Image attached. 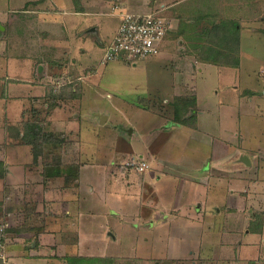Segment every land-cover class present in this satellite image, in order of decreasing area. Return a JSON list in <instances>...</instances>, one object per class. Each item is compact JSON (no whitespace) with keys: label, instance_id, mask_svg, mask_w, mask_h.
Here are the masks:
<instances>
[{"label":"rangeland","instance_id":"obj_1","mask_svg":"<svg viewBox=\"0 0 264 264\" xmlns=\"http://www.w3.org/2000/svg\"><path fill=\"white\" fill-rule=\"evenodd\" d=\"M43 1L38 0L40 3L35 5L33 2L37 0H0V93L7 88L6 82H11L8 97L23 95L28 87L24 86L22 78L28 72L35 76V70H39L48 83L43 93L44 101L38 107L35 104L27 106L22 114V122L40 124L42 131L47 132L40 143L32 146L38 157L46 154L50 158L58 153L59 158L63 153L61 148L52 154L48 145L56 148L64 147L68 142L75 144L78 136L68 135L66 131L70 122L80 121L81 133L88 138L87 150L92 153L97 154L104 142L114 143L117 137L114 155L117 149L118 153L130 148L137 153L134 158L123 159L122 165L128 172L133 170L127 163L144 160L138 153L146 157L148 145L154 148L155 158L173 160L170 164L177 162L198 172L200 164L206 162L229 172V195L216 193L214 199L210 198L206 180L203 182L199 178L193 182L187 180L182 195L180 204L192 211L197 212L199 204L206 206L208 212L219 205L224 207L222 213H207L206 219L200 214L202 222L198 233L210 239L205 238V242H144L139 240L146 232L141 229L143 224L139 226L131 220H139V217L131 215L117 223L122 225L119 233L116 229L121 235L117 242L112 240L117 228L114 225L116 216L111 215L114 213L112 207L129 206L134 213L137 212L136 200L124 199L126 190L117 197L115 194L120 192L112 185L115 180H106L101 165L84 169L83 182L101 187L97 190L99 193L95 192L96 210L105 212L104 219L111 225L112 239L102 242L88 234L89 242L84 245H89V255L76 264H264L255 244L249 246L250 243L243 242L241 246L243 238L255 239L260 237L259 233H264V198L259 204L260 198L259 203H255L254 197L246 196L248 188L253 191L259 184L253 179L264 178V0H259L260 4L257 0H56L49 6L41 4ZM247 2L250 6L243 5ZM126 6H129L126 11L135 13L168 7L165 13L171 26L163 42L165 47L162 44V51L168 55L162 52L145 60L133 61L123 56L116 61H104L103 55L121 24V13L126 12L121 9ZM44 10L50 13H41ZM64 14L70 19H64ZM74 19L78 24L71 25L76 36L90 45L80 42L73 55L70 54L69 25ZM58 22L66 29L63 33ZM83 24L90 29H84ZM234 24H239V44L234 40ZM216 25L220 26L214 33ZM95 26L99 28L98 34L90 32ZM237 51L239 57L242 55L238 69L224 70L219 74L217 67L207 66L209 70L204 73L194 71L198 63L204 64L201 65L204 68L209 64L207 62H213L217 57L231 61ZM152 61L158 63L153 65ZM83 80L87 83L82 85ZM35 90L37 93L41 91L40 87ZM196 99H201L199 107L211 109L213 116L199 118L192 102ZM12 103L13 106L29 105L28 101ZM151 112L162 115L158 120ZM12 120L15 122L18 117L12 114ZM200 122L202 129L198 130ZM181 124L188 125L186 128L190 131ZM231 142H234L232 148ZM80 153L78 150L70 152L76 161ZM123 155L118 156V162ZM243 156L252 160L253 165L243 162ZM99 157L97 154L91 159L98 160ZM70 165H74V174L77 175L75 183L80 177L79 165ZM80 167L84 168L81 164ZM201 168L203 171L209 167L203 165ZM122 182L125 179L122 178L119 184ZM251 205L256 208V215L243 208ZM97 217L99 214L95 215V224L90 223V229L97 227ZM208 223L211 225L207 226ZM249 230L256 231L250 235ZM233 240L232 244L227 242ZM32 241V237L25 241L22 238L9 240L7 236L5 240L6 244L18 246L24 242L28 250L35 243ZM196 246L202 253L200 256L212 254L214 258L195 263L193 259L183 260L189 249ZM240 247H246V250L240 252ZM210 249H213L211 253ZM177 253L181 256H176ZM11 254L7 249V260H0V264H10ZM151 254L160 258L145 257ZM31 256L35 259L39 254Z\"/></svg>","mask_w":264,"mask_h":264},{"label":"crops","instance_id":"obj_2","mask_svg":"<svg viewBox=\"0 0 264 264\" xmlns=\"http://www.w3.org/2000/svg\"><path fill=\"white\" fill-rule=\"evenodd\" d=\"M54 2H56V0H44L41 4L49 6L53 5ZM38 3H40L38 0L37 2H33L35 5ZM260 3L261 2L259 1V4ZM243 5L250 6L249 2ZM128 7L129 6H126L121 10L126 11ZM149 10L150 9H144V11L139 12H146ZM41 13L49 14L50 12L44 10V12ZM39 16L38 19L40 20ZM63 17H65L64 19L66 20L70 19V17L65 14ZM71 23L76 26L78 23L77 20L74 19V22H70L69 25V34H71L69 44L72 46L70 54L73 53L74 55V49L80 42L89 45L90 43L81 41L79 37L76 36L75 29L72 27ZM80 25H82L81 21ZM59 27L61 28L62 33L66 30L63 29L61 24ZM83 28L89 30L90 26L86 27L83 24ZM93 28L94 29L90 32L98 34L97 31L99 28L97 26ZM76 41L77 43H75ZM162 50L163 49H161V53L163 52ZM163 54L168 55V52L164 51ZM152 62L153 65L158 63H155V61ZM207 63L209 64L204 66V68L201 66L204 64L198 63L197 66L195 65L196 67L194 71L204 73L209 70V68H206L207 66H214L217 67L219 74H223L224 70L238 69L242 63V55L238 67L213 62ZM134 66H136V64ZM25 71H28V69ZM34 75L35 76L28 72L22 78L23 82H25L24 86L28 87L23 95H21V93L17 97H8L7 91L12 85L11 82H6L5 85L7 88L4 87L2 90L4 93H0V217L10 223V228L7 231V238L9 240L22 238L25 241H28L30 237H32V242H35L30 250H28V247L25 246L26 244L24 242H21L20 246L15 243V245L8 244V252H10V254L13 252V255L11 254L12 257L10 264H43L44 261L46 262L45 264H65L68 262V258L70 259L73 257L83 260L86 255H89L87 252L89 245H84V242H89L88 234L92 235L95 239H101L102 242H109L107 241L108 238L112 239L110 237L112 231L109 230L111 229V225L109 226L108 220L105 222L104 219L105 212L102 210H96V202L98 200L96 199L97 194L95 192L100 190L101 187L93 186V184L88 182H83L84 169L88 170L89 168H95L96 165L102 166V174L107 177L106 180H115L112 185L114 184L120 192V194H115L117 197L126 190L127 197H124V199L136 200L137 212L134 213L130 211L132 208L129 206L125 208L112 207L114 213H111V215H114V217L116 216L117 219L114 223L117 228L114 229V239L112 240L117 241L118 236L121 238V235H118V233L121 231L119 228L122 225L119 226L117 223H122L121 221L124 218L131 215L139 217V220H135L134 218L131 220L137 222L139 226L143 224L141 229L146 232L142 235L141 239L139 237V240L144 242H149L150 240L153 242H205V238H211L204 237L203 233H198L200 231V222H202V220H200V214H204L203 218L206 219L207 213L213 214L214 211L222 213L224 207L219 205L215 207L214 211L210 210V212H208L206 206L204 207L202 204H199L197 212L194 210L192 211L189 209L190 207L185 208L184 205L182 206L180 204L182 195L186 188L187 180L193 182L195 178H199V180H202L203 182L206 180L205 185H207L206 187L207 191H209L208 194L210 198L214 199L216 193H219V196L222 194L229 195L228 193L230 190L227 185L230 183V180L228 179V171H223L224 169L219 170V168L213 166V163L207 164L206 162L200 164L198 172L192 171V169H186L184 166H180L177 162H173L176 164H170L173 160L170 161L168 159V161L167 159L157 156L155 158L156 154L152 153V149L154 148H152V145H148L146 147V150H148L146 157L140 153H138V155L142 156V158L150 165V168L139 173V175L138 173L135 174L134 170L136 169L133 167L131 168L133 172H128V169L122 165L124 162L123 159L126 161V158H134L137 153L131 148L128 151H122L123 153H118L119 149H117L114 155L113 147L118 145L119 140V137H117L114 143L111 141L109 143L104 142V145L102 144L100 146L101 148L97 153L98 156L100 155L98 160L91 159L97 154L95 152L92 153L90 149L87 150L86 141L88 138L81 133L80 128L82 123L80 121L70 122L71 126H69L67 128L68 131H66L68 135L71 134L76 137L78 136L75 140V144L72 145L71 142H68L64 147L57 146L56 148L48 145L52 154L56 151L59 152V148H61L63 153L59 154V158L58 153L55 154V156L52 155L50 158H47L46 154L39 155V157L36 158L32 145L24 143L19 138L24 132V122H22V114L24 110L27 106H32L33 104L38 107L40 103L44 101L45 94L43 93L45 92L46 86H48L45 77L42 76L39 70H35ZM7 79L9 80L11 78L7 77ZM85 81L86 80H83V82H81L82 85L87 83V81ZM2 83L4 85V82ZM37 87H40L41 89L38 93L35 92V88ZM194 88L196 90V87ZM13 101H17L18 103L28 101L29 105L20 106L17 104L16 106H13ZM200 101L201 99L192 101L195 104L199 118L207 115L213 116L210 113L211 109L199 107V104L201 103ZM221 104H223L222 101ZM160 109L161 108L158 109L159 112H161ZM185 112L187 111L185 110ZM12 114L15 117H18L17 121L14 122L12 120ZM151 115L155 118L157 117L159 120L160 115L162 114H157L158 116H156V114L152 113ZM77 117H79V115ZM49 120H51V117ZM103 122H105V119ZM181 125L190 131V129L186 128L189 127L188 125ZM13 126H19V131ZM197 128L198 130L202 129L201 122L197 125ZM16 133H18V135ZM80 134L81 138L79 139ZM87 134L90 133L87 132ZM233 146L234 142H231L230 148ZM224 147H227V145ZM75 150L81 151L77 161L74 160L70 154V152H74ZM119 155H123V157H121L118 162L117 159ZM44 156L45 158H43ZM190 156L195 157L194 154H190ZM82 158H85L86 160H83ZM74 163L79 165L78 173L80 174V177L76 181L78 184L76 182L74 183V165H70ZM80 164L84 166L83 169L80 167ZM215 164L217 165V163ZM203 165L209 168L202 171L201 167ZM248 165H253L252 160H250V164ZM60 169L62 173L59 176L54 175V173ZM211 169L215 171L210 173L209 171ZM95 173H97L95 175H99L98 172ZM50 174L53 175L51 176ZM241 176H245V174H242ZM122 178L125 179V182L119 184ZM244 178L245 177H243V180ZM225 179H227L226 183L224 182ZM253 181L258 182L259 184L254 186L256 190L254 189L252 191L251 188H248L246 190V196L250 195L251 197H254L255 203H259L260 198L261 202L259 204H262L264 198V178L259 177L253 179ZM105 191H108L107 188H105ZM232 192L234 193L235 191L232 189ZM240 193L242 192L240 191ZM245 198L246 197H244V199ZM190 201L193 200L191 199ZM193 204L195 207L197 206L196 202ZM243 208L246 209L245 211H253L256 215V208H252V205L248 208ZM97 214H99V217H97V227H92L90 229V223L95 224V215ZM205 224H207L206 221ZM210 225L211 224L208 223L207 226ZM116 229L118 233H116ZM140 231L137 233L138 236ZM255 231L249 230L248 232L252 235ZM155 232H159V234H155ZM259 235L260 237L255 239L248 238L245 240L243 238L241 246L244 245L243 242H247V244L250 243L249 246L255 244L257 253L260 252L264 258V253L262 252L264 233H259ZM102 237H104L105 240H103ZM227 242L232 244L234 240ZM198 246L194 247L193 250L190 248L189 253H187L185 258L182 259L185 261L193 259L192 261L196 262L201 260L208 261L210 258H214L212 254L208 256H200L202 253ZM245 248L246 247H244V249L243 247H240V252L245 251ZM212 250L213 249H210V253ZM33 254H39V256L34 259V257L31 256ZM45 254H48V257H45ZM176 256L181 255L177 253ZM262 256H259V258ZM65 257L67 260H65ZM145 257L155 259L160 258L153 254L145 255ZM237 264L240 263L238 262Z\"/></svg>","mask_w":264,"mask_h":264},{"label":"built area","instance_id":"obj_3","mask_svg":"<svg viewBox=\"0 0 264 264\" xmlns=\"http://www.w3.org/2000/svg\"><path fill=\"white\" fill-rule=\"evenodd\" d=\"M164 10L121 13V24L115 39L104 53V61H116L123 56L137 61L159 55L171 26V21L162 15ZM127 165L140 172L150 168L145 160L132 161ZM9 227V223L0 217V260L4 262L7 260L8 244L5 240Z\"/></svg>","mask_w":264,"mask_h":264},{"label":"trees","instance_id":"obj_4","mask_svg":"<svg viewBox=\"0 0 264 264\" xmlns=\"http://www.w3.org/2000/svg\"><path fill=\"white\" fill-rule=\"evenodd\" d=\"M168 7H165V10L163 11L162 15H164L165 17H167L168 20L169 17L166 15L165 11ZM165 13V14H164ZM238 25L239 24H234L232 27L234 28L233 29V33H234V40L237 44H239L240 42V35H239V28H238ZM218 26L220 25H216L215 28H214V33H217L219 28ZM161 53V52H160ZM216 54H220L219 52H216ZM205 59V58H203ZM213 63H217V64H223V65H229V66H234V67H238L240 65V57L238 55V51L235 53V56H233L232 60L231 61H223L222 59L220 58H215L213 60ZM24 126H23V135L19 136L20 140L23 141L24 143H27V144H30L32 145L33 147H35L37 145V143H40L41 142V139H42V136H44L47 132H43L42 131V127L40 124H32L30 121H27L25 123H23ZM15 129H17L19 131V126H13ZM18 135V133H16ZM18 137V136H17ZM57 138V136H55ZM50 139V138H49ZM48 141V139H46ZM55 139H50V141H54ZM46 141V142H47ZM49 141V142H50ZM56 141V140H55ZM36 154V158H38V154ZM56 173V174H55ZM54 173V175L56 176H59L62 171L61 169L59 171H56ZM51 176L53 174H50ZM77 177V175L74 176V178ZM105 259V258H104ZM65 260H67V258L65 257ZM71 262H70V261ZM79 260V263L82 259H77V257H73V258H68V262L67 264H76V262Z\"/></svg>","mask_w":264,"mask_h":264},{"label":"water","instance_id":"obj_5","mask_svg":"<svg viewBox=\"0 0 264 264\" xmlns=\"http://www.w3.org/2000/svg\"><path fill=\"white\" fill-rule=\"evenodd\" d=\"M242 161L245 162L246 164H250V160H249V158L246 157V156H243V157H242Z\"/></svg>","mask_w":264,"mask_h":264}]
</instances>
